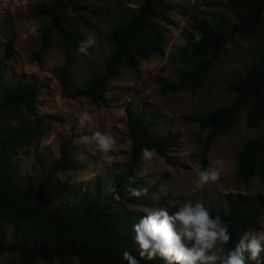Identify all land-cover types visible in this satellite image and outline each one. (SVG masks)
Returning <instances> with one entry per match:
<instances>
[{
    "label": "trees",
    "instance_id": "trees-1",
    "mask_svg": "<svg viewBox=\"0 0 264 264\" xmlns=\"http://www.w3.org/2000/svg\"><path fill=\"white\" fill-rule=\"evenodd\" d=\"M93 1L42 0L33 7L29 17L44 23L30 59L40 64L47 51L56 47L64 59L55 71L61 97L107 105L109 83L121 70L136 72L141 62L164 55L162 23H170V7L164 0H126V5L135 3L137 7L125 5L123 17L106 37L109 53L100 72L74 86L72 56L80 54L76 47L89 29L87 17L96 15ZM222 8L224 13L213 19L192 20L190 30L182 37L183 44H172L168 52L170 62L184 67L174 81H157L161 96L182 91L195 95L227 45L240 40L261 47L258 57L242 74L225 82V90L231 94L228 104L186 118L204 135L198 155L201 170L212 143L229 133L241 116L247 129H258L264 122V0H223ZM194 36L199 39L194 41ZM13 45L14 38L10 36L0 56V255H10L19 264H126L121 253L127 250L139 264H164L162 260L138 257L131 243V226L141 215L128 208L148 204L145 195L131 198L126 189H139L136 169L141 148H152L169 166L180 167L168 155L174 139L156 135L151 120L126 109L128 164L118 174L93 182L86 191L54 199L47 193L57 188L54 175L69 169L76 152L68 144H61L58 158L46 165L37 179L20 175L22 154L36 149L57 119L37 114L31 82L4 80L5 63L13 57ZM234 175L240 183H264V131L241 144ZM107 180L115 186L119 201L107 193ZM208 209L210 215L220 216L229 229L230 241L223 246L227 249L242 231L260 229L264 195L226 193L221 197V206Z\"/></svg>",
    "mask_w": 264,
    "mask_h": 264
},
{
    "label": "rangeland",
    "instance_id": "rangeland-1",
    "mask_svg": "<svg viewBox=\"0 0 264 264\" xmlns=\"http://www.w3.org/2000/svg\"><path fill=\"white\" fill-rule=\"evenodd\" d=\"M42 0H0V56L7 38H14L12 59L5 63L4 80L21 79L31 82L36 96V112L56 118L50 125L46 137L38 141L36 149L30 148L22 154L19 172L21 176L37 179L45 166L59 156V146L68 144L75 150L72 165L63 173L54 175L56 190H48L54 199L86 191L95 181L108 175L118 174L129 162L130 141L126 131L125 110L134 115L141 114L154 123L156 135H167L174 139L170 158L180 167L169 166L165 159L155 156L148 161L140 157L136 175L139 188L146 189V206L128 208L142 215L153 207L174 210L185 202H201L207 208L221 206V197L226 193L264 195V183L251 180L240 183L235 178L236 156L241 144L264 131V122L258 129H247L242 116L229 133L217 138L206 155L205 168H216L220 178L214 184L201 189L195 187L196 173L201 170L199 157L204 135L186 120L190 116L207 113L213 108L228 104L231 94L225 90V82L242 74L245 68L260 54L261 47L235 40L227 45L224 54L207 74V80L195 94L182 91L176 95L161 96L159 79L174 81L181 63L168 59L170 46L190 30L195 18L213 19L223 14V0H164L170 7V23H162L164 30V55L152 57L138 65L136 72L121 70L109 83L105 94L107 105H95L87 99L75 100L61 97L55 71L63 64V55L52 47L40 64L32 62L31 52L36 48L40 28L44 20L29 17V11ZM126 0H95V17H87L91 36L95 43L88 49L89 55L74 53L71 61V80L77 86L98 74L103 60L108 55L105 39L115 23L123 17ZM136 8L137 4H127ZM91 115V123L81 128L77 117L81 112ZM100 131L114 137L113 151L102 154L91 142L83 143V136ZM111 161L105 163L107 156ZM264 228V217L260 229ZM264 256V253L261 254ZM0 264H19L10 255H0ZM55 264V263H53Z\"/></svg>",
    "mask_w": 264,
    "mask_h": 264
},
{
    "label": "clouds",
    "instance_id": "clouds-1",
    "mask_svg": "<svg viewBox=\"0 0 264 264\" xmlns=\"http://www.w3.org/2000/svg\"><path fill=\"white\" fill-rule=\"evenodd\" d=\"M194 41L198 36L193 37ZM95 41L86 36L79 41L76 52L88 56V49ZM182 45L183 41L178 40ZM91 123L90 113L84 111L77 117V124L84 128ZM81 142H91L97 151L108 154L114 150V137L100 131L83 136ZM155 156L152 148L140 150L142 160L148 161ZM111 161L108 155L105 163ZM216 168H204L196 173L195 187L201 189L216 183L220 178ZM130 182L132 178H129ZM106 191L113 200L119 201L120 195L111 180L106 181ZM127 195L139 199L145 195L144 188H127ZM230 233L221 217L210 215L209 209L199 201L185 202L182 206L169 210L166 207L147 209L131 226V243L137 255L146 261L162 260L164 264H264V228L258 231L244 230L231 247L228 245ZM126 264H139V260L127 250L121 253Z\"/></svg>",
    "mask_w": 264,
    "mask_h": 264
}]
</instances>
